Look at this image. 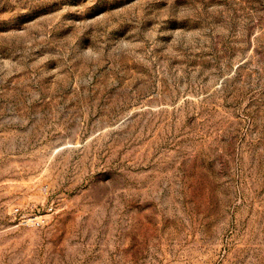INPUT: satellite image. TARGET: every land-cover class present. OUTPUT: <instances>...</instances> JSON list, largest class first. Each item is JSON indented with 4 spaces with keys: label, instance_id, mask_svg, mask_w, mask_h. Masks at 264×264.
Listing matches in <instances>:
<instances>
[{
    "label": "rangeland",
    "instance_id": "374dc122",
    "mask_svg": "<svg viewBox=\"0 0 264 264\" xmlns=\"http://www.w3.org/2000/svg\"><path fill=\"white\" fill-rule=\"evenodd\" d=\"M0 264H264V0H0Z\"/></svg>",
    "mask_w": 264,
    "mask_h": 264
}]
</instances>
